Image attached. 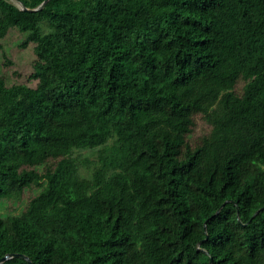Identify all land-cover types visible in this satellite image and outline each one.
Masks as SVG:
<instances>
[{
    "label": "trees",
    "instance_id": "trees-1",
    "mask_svg": "<svg viewBox=\"0 0 264 264\" xmlns=\"http://www.w3.org/2000/svg\"><path fill=\"white\" fill-rule=\"evenodd\" d=\"M17 1L0 39L35 44L37 84L0 74V207L41 189L0 259L264 264V0Z\"/></svg>",
    "mask_w": 264,
    "mask_h": 264
},
{
    "label": "rangeland",
    "instance_id": "rangeland-1",
    "mask_svg": "<svg viewBox=\"0 0 264 264\" xmlns=\"http://www.w3.org/2000/svg\"><path fill=\"white\" fill-rule=\"evenodd\" d=\"M25 34L17 28H11L8 34L0 39V45L6 51L11 64L5 63L3 57V50L0 47V74L6 79L8 85L14 83H26L31 86H36L37 81L30 78V74L34 70V64L37 59L35 52V44L30 43L27 47H22L21 43L25 39ZM244 81L239 80L236 85L235 91L239 94L243 92ZM195 124L192 131L187 135V141L191 145L195 146L199 144L202 138L209 134L212 126L206 119L204 114H196L194 116ZM84 154H90L87 150L83 151ZM93 155L91 157H96ZM41 188L32 186L27 188L23 194L22 200L14 203L12 201L5 200L2 207H0V213H20L23 211L28 201L40 191ZM264 261V257L262 258Z\"/></svg>",
    "mask_w": 264,
    "mask_h": 264
},
{
    "label": "water",
    "instance_id": "water-1",
    "mask_svg": "<svg viewBox=\"0 0 264 264\" xmlns=\"http://www.w3.org/2000/svg\"><path fill=\"white\" fill-rule=\"evenodd\" d=\"M47 1L48 0H45L44 2H43V4H45V3H47ZM17 3L19 4V5H22V2L20 1V0H18L17 1ZM42 4V5H43ZM41 7V6H40ZM40 7H36V8H32V9H30V8H25L26 10H31V11H36V10H38ZM226 203V202H225ZM225 203L219 208V210H218V212L221 210V208L225 205ZM205 229H206V225H205ZM208 239V236L206 237V239L205 240H207ZM205 240H203V241H205ZM14 256H23V257H26L25 255H23V254H9V255H6V256H4L3 258H1L0 259V264H2L3 262H5L6 260H8V259H10V258H12V257H14ZM28 260H29V262L31 263V264H34L32 261H31V259H29L28 257H26ZM211 263H212V261H211Z\"/></svg>",
    "mask_w": 264,
    "mask_h": 264
}]
</instances>
